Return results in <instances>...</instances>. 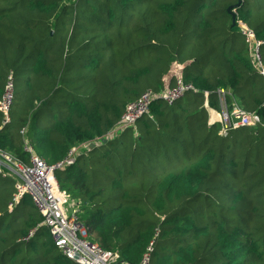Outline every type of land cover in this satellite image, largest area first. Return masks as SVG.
Masks as SVG:
<instances>
[{
  "label": "trees",
  "instance_id": "obj_1",
  "mask_svg": "<svg viewBox=\"0 0 264 264\" xmlns=\"http://www.w3.org/2000/svg\"><path fill=\"white\" fill-rule=\"evenodd\" d=\"M77 1L75 15L63 0H0V98L9 73L23 82L9 122L0 111V149L55 163L87 143L55 176L86 237L122 262L153 241L151 264H264V81L240 26L264 63V0ZM176 76L192 89L113 132L127 103ZM219 88L259 122L220 134L208 121ZM42 104L52 119L39 129ZM13 182L0 174V264H75L28 196L9 209Z\"/></svg>",
  "mask_w": 264,
  "mask_h": 264
},
{
  "label": "built area",
  "instance_id": "obj_2",
  "mask_svg": "<svg viewBox=\"0 0 264 264\" xmlns=\"http://www.w3.org/2000/svg\"><path fill=\"white\" fill-rule=\"evenodd\" d=\"M240 26L242 33L252 46L251 57L254 66L264 81V63L258 50L261 41L255 39L252 30L243 24ZM7 78L4 93L0 98L3 123L9 122V107L13 99L11 73ZM176 78L173 86L167 85L161 91L147 89L137 99L127 103L113 132L132 125L139 117L147 113L152 101L161 100L171 103L181 97L185 91L192 89L191 84L184 83L179 76ZM216 92L222 111L218 119H210L209 122H219L220 134L228 129L255 125L259 122L255 112H248L236 104L230 108L226 107L224 100L225 95L229 93L227 89L219 88ZM86 145L87 143H83L72 147L62 160L55 163L46 162L28 145L24 147L28 153V161L16 159L8 150L0 149V174L4 177H12L14 180L15 194L9 203V209L11 210L23 196H28L42 216V224L47 228L55 247L75 264H128L119 260L118 252L103 249L98 243L86 237L84 225L79 219L78 202L60 188L56 179L55 170L72 164L80 151L79 148ZM152 250L153 241H150L137 264H151Z\"/></svg>",
  "mask_w": 264,
  "mask_h": 264
},
{
  "label": "rangeland",
  "instance_id": "obj_3",
  "mask_svg": "<svg viewBox=\"0 0 264 264\" xmlns=\"http://www.w3.org/2000/svg\"><path fill=\"white\" fill-rule=\"evenodd\" d=\"M62 7L64 8H68L69 10L72 9V11L74 12V14L76 15L77 13V10L79 8V4H78V1L76 2V0L72 3V2H66L65 0H63V2H61L60 4ZM65 5V6H64ZM72 14V13H71ZM77 20L78 22L80 23H83L84 21L88 20V18H85V17H80L78 18L77 17ZM81 25H78L75 29V36H77L78 34L81 33V29H80ZM52 32V30L49 31V34ZM61 34V32L58 33L57 36H59ZM90 59L87 58V62L89 61ZM25 63L27 64V67H29L30 65V59L26 60L23 64L24 68L23 69H26L25 72L29 71V69L26 68L25 66ZM175 68V67H174ZM179 69V66H176V68L174 69V72H177ZM15 70V69H14ZM18 72L17 70L14 71V87H13V94L15 92V95L17 94V92H20L23 88H22V85H23V82H21L19 80V77H18ZM16 79V80H15ZM34 94V93H33ZM49 111H51L46 105H41V106H36V110L32 113L31 115V120L32 122L35 123V125L40 129L42 128H45L46 125L51 121L52 117L50 116V113ZM222 111V105H220V108L219 110H209V114H210V119H218V115H220V112ZM116 132H120V129L119 130H116ZM84 147H80L79 150H82ZM33 152H35L33 150ZM152 195H154V191H151L150 192ZM75 202V201H73ZM118 202L115 201L114 205H116ZM78 207H79V204H78Z\"/></svg>",
  "mask_w": 264,
  "mask_h": 264
},
{
  "label": "water",
  "instance_id": "obj_4",
  "mask_svg": "<svg viewBox=\"0 0 264 264\" xmlns=\"http://www.w3.org/2000/svg\"><path fill=\"white\" fill-rule=\"evenodd\" d=\"M239 3H240V0H237L236 4H239ZM230 8H231V6H229V7L227 8V10H230ZM231 16H232V21L234 22V21H235V15H234L233 12L231 13ZM91 144H94V142H92Z\"/></svg>",
  "mask_w": 264,
  "mask_h": 264
},
{
  "label": "crops",
  "instance_id": "obj_5",
  "mask_svg": "<svg viewBox=\"0 0 264 264\" xmlns=\"http://www.w3.org/2000/svg\"><path fill=\"white\" fill-rule=\"evenodd\" d=\"M210 110V109H209ZM211 110H214V109H211ZM208 121H210V114H209V119H208Z\"/></svg>",
  "mask_w": 264,
  "mask_h": 264
}]
</instances>
